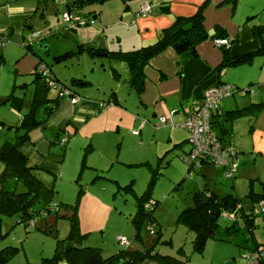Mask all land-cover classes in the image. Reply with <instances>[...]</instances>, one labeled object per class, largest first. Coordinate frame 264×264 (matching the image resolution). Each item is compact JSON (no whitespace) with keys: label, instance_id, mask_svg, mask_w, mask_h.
<instances>
[{"label":"rangeland","instance_id":"rangeland-1","mask_svg":"<svg viewBox=\"0 0 264 264\" xmlns=\"http://www.w3.org/2000/svg\"><path fill=\"white\" fill-rule=\"evenodd\" d=\"M33 1L36 15L29 19L32 30L24 29L23 46L31 45L33 52L58 79L57 82L68 88H73L70 84L71 78L87 81H98L103 78L101 74L103 60L91 58L86 53L78 57L71 55L65 61L58 60L63 54L77 52L80 44L75 38V33L67 28V24L61 18V14L65 11L63 3L67 0ZM107 3L92 5L84 8L83 11L85 13L98 11ZM262 18H264V11L259 12L254 20L261 23ZM23 46H16L8 41L5 48L0 47V147L5 142L15 141L18 134L16 128L21 126L23 115L30 111L35 94L36 84L33 75L18 73L17 61L21 60L26 53ZM263 61L264 57L257 56L250 65L224 70L225 74L222 75L224 81L230 84L234 82L238 88L237 93L221 101L223 107L221 116L213 125V130L221 138H223L221 129H227V133H223L225 143L232 139L230 134L232 128L224 113L233 108L259 103L253 101L256 97L255 93L250 95L246 90L252 88L256 94L259 90H264V70L261 65ZM104 70L107 80L103 81L110 83L108 80L110 69L107 63ZM259 78L260 81H256ZM122 85L124 87V81ZM87 89L89 93L101 95V99L105 98L102 97L103 90L96 83H92ZM74 90L80 93L81 89ZM12 92L18 99L8 101ZM109 92L110 90L108 94ZM120 95L123 96V101H120L121 106L113 105L112 107L126 112L127 109L123 108L133 107L131 101H134L136 97L131 94L129 98L126 88L120 92ZM46 97L48 101H56L59 97L58 90L49 87ZM62 99L64 98H59V102ZM260 102H264V99ZM38 113V120L45 121V125L42 124L31 130L29 141L22 148L29 154V165L36 167L33 170L34 176L53 191V203L65 206L61 207L58 215L51 212L47 216L38 217L34 222L35 227L29 229L30 231L18 224L17 215L2 217L0 250L8 246L19 248V253L11 258L8 264H38L42 258H50L53 255L56 240L68 235L70 222L67 218L73 211H77V214L80 212L82 218L89 221L88 226L84 228L90 234L88 236L92 244L89 245L90 247H99L98 244L103 241L104 250H108L110 247L106 246L115 241L117 236L133 241L135 228L131 219L136 211V197L148 190L151 181V171L146 164L150 163L156 167L158 158L165 154L167 155L165 161L168 160V163H164L160 169V175L152 185L149 202L145 205L157 203L152 215L159 224L158 229H161L162 234L159 238L152 234L148 231L146 222L141 231L143 242H137V247L132 242L129 245L131 248L129 246L127 248L143 249L155 245L154 248L161 254L184 258L178 253V248L182 246L186 254L192 257V262L207 264L206 259L211 255L215 245H218L219 260L235 257L236 264H247V251L254 245L255 240L264 243V218L256 217L258 226L254 235L251 236L243 228L244 222L241 216L236 214L233 215V219L221 217L219 221L218 234L223 238L227 236L225 229L236 221L230 242L221 241L217 244V242L209 241L203 256H192L193 233L184 226L177 225L176 220L182 210L192 206L193 193L202 190L207 184H209V190L220 197L238 192L244 210H249L251 200L249 201L245 194L249 186L245 183L246 191L241 195L238 182L240 177L239 179L236 177L234 187L233 180L226 178L223 169L214 165H203L201 168L189 171L187 154L190 145L184 143L181 147H176L168 142V135L165 132L168 126L156 130L153 127L156 122L152 125L146 124L144 127L148 132L143 130L138 136L132 134L138 129L142 119L137 115L135 116L137 125L131 124L130 120L134 122L132 117L128 118L121 113V116H114L105 127L101 123L93 122L98 117L85 121V118L80 119L77 115H73V118L68 120L70 118H67L58 108L49 120L46 106L40 107ZM65 119L71 123L66 122ZM250 119L253 120V117ZM83 120L85 123L83 122L78 133L71 135L74 123ZM240 125L237 126L238 131H240ZM62 127L65 130L64 135H62ZM65 135L67 141L61 145L60 139ZM235 136L238 137V135ZM236 164L239 166L238 160ZM3 168L4 163L0 160V175ZM129 183H132L133 190H124L123 186ZM257 185L255 183V190L258 192L260 189ZM8 187L16 193L26 191L21 183L9 182ZM49 229H52L51 233ZM93 230L95 231L91 233ZM186 235H189V238H186ZM83 245H86V241Z\"/></svg>","mask_w":264,"mask_h":264},{"label":"crops","instance_id":"crops-1","mask_svg":"<svg viewBox=\"0 0 264 264\" xmlns=\"http://www.w3.org/2000/svg\"><path fill=\"white\" fill-rule=\"evenodd\" d=\"M70 1L72 0H67L63 3V5H66V3ZM203 1L204 0H132L126 7L119 0H111L97 11V21L93 24L77 27L75 29L67 26L69 30L75 33L76 40L80 42L78 49L80 46L84 49H82L83 51L78 54L75 52V54L71 55H76V57H78L86 53L91 58L103 60L101 63V67L103 68L101 74L104 77L100 78L98 81L71 78V80L81 81L80 84H72V81L70 80V84L74 89H81L80 93L76 92L73 88L71 89L66 87L64 84L63 85L70 90L74 96L78 97L79 101L77 104L72 105L68 98H64L60 100L58 110L63 111V114L65 113V116L70 118L68 120H71L73 115H77L80 119L85 118V121L93 117H98L93 122L95 124L101 123L105 127L113 120L114 116H121V113L128 116V118L132 117L134 122L130 119L129 120L131 124L133 123V125H137V122H135L136 115L138 118H142L141 120L146 121V124L148 125L154 124L160 116H173L175 125H166L168 126L165 131L168 135V142L173 143L176 147H181L184 143H187L188 133L182 125L185 121L190 103L193 100L200 99L205 89L213 86L217 82L231 86L234 85L235 87L237 85L234 82L230 84L224 81V78H222V75L225 74L224 71H222L221 77H217L215 74L214 69L219 66L222 60V47H216L213 40H206L196 47V54L185 53L181 56L176 54L172 48H167L162 53L152 58L144 68L145 81L144 88L141 93H137L131 87L129 83L130 70L124 60L109 58L102 55V53H99V51H96V49L110 52H128L153 45L161 37L162 31L169 27L176 17H189L193 15L196 12L197 7L200 6ZM223 1L225 0H209V3L204 11V26L208 34L213 35L214 30L219 27L226 33L229 39H236L235 43L229 48L230 54L233 56L257 51L260 47V41L252 35L251 28L253 26H264V18L260 20L261 23H257L254 20L258 16L259 12L264 11V0H238L237 7L233 11L229 6L219 8L218 6ZM144 4L153 5L151 13H140V8ZM165 6H169L168 14L159 11V8ZM35 8V2L33 0H0V36L6 38L10 42H13L16 46H23V43L25 42L24 29L29 28L32 30V27L29 26V19L32 16L35 17ZM23 47L25 49L27 47L28 48L21 60L17 61L18 73H31V75H33L36 66L40 60L42 61V59L33 52L31 45H25ZM87 48H93L95 51L92 54L88 53L85 50ZM68 58H70V56L63 58V60H60L59 62L65 61ZM105 62L108 64L110 69L108 75L110 83L109 81L107 83H104L103 81L106 79L104 70L106 64ZM261 65L264 70V61ZM51 76L55 78L53 75ZM123 81L124 87L122 85ZM256 81H260V78L256 79ZM92 83H96L99 88L103 90L102 97L105 98L101 99V95L97 96V94H91L88 92L87 88L90 87ZM125 88L127 89V95H129V98L131 94H134L136 97L134 101H131L133 107L123 108L127 109L126 112L120 108L112 107L113 105H120V101H123V96L120 95V92ZM107 89L110 90L109 94V90ZM252 91V94H249L253 95L255 93L256 96L253 101L255 100L259 103H252L236 109L233 108V110H227L224 113L226 120L231 123L232 128V130L230 129L232 139L226 141V144L228 143L231 147L237 150L236 160H238L239 164L236 168L239 172L236 171L234 177L228 179L233 180V185L235 187L236 177L237 179L240 177L238 182L241 195L246 191V184H248L249 188L245 194L249 201L251 200V197L248 196L250 190L253 194H256L258 197L264 199V110H256L252 113L235 118H229L228 113L248 108L253 104H263L264 102L260 101L264 99V90H259L257 94L253 89ZM100 103H106L109 104V106L102 111H98ZM222 108L223 107L220 102L217 111L213 115V123H216L221 116ZM250 117H253V120L250 119ZM245 118L249 119L245 120ZM68 120H66V122H70ZM83 122L84 120L74 123V129L70 134L76 135L83 125ZM91 123L92 122H90V124ZM238 125L241 126L240 131L237 130ZM144 126V129L142 128L140 130V134L141 131L147 130ZM62 129L64 128L62 127ZM147 132L148 130L146 133ZM223 133H227V129H222L221 136L224 138ZM235 135H238V137ZM223 138L222 140L224 141ZM44 141L45 143L47 142L45 139ZM49 147L50 146L48 144V148ZM23 153L27 155L29 161V154L24 150ZM255 183L259 186L260 190H258V192L255 190ZM206 186L209 190V184ZM235 190L237 191V188ZM209 193L213 192L209 190ZM229 195L236 197L239 200L240 207L244 210L239 193L237 192V194L235 193ZM250 204L249 210H251L253 206L252 200ZM155 206V202H153L154 210ZM259 216L264 218V214L254 216L253 228L250 232H247L251 236L254 235V231L258 226L256 225V217ZM78 220L81 232L86 234L84 242L86 241V245L88 246L92 245L89 242L90 237H88L90 234L84 228L85 226H88L89 221L82 218L80 212L78 213ZM157 224H154L155 227L152 228V234L154 235V229L156 228L155 230H158L159 224ZM149 228L150 227L148 226V231ZM243 228L246 230L245 224H243ZM94 231L95 230L91 233ZM134 231V239L133 241H130L131 243L129 245L133 242V245L137 247V242L142 243L143 238L142 234L137 235L136 230ZM161 234L162 232L160 229L159 235ZM118 237L123 236H117V238ZM117 238L115 241H112L109 246H106L110 247L108 250H104L103 241L98 244V248L103 247L101 249L106 255L118 252L122 247L118 244ZM186 238H189V235H186ZM214 242H217L218 244V242L221 241ZM228 245L231 246V244ZM261 246H264V243H259L255 240L254 245L248 250ZM129 247L131 248V246ZM180 248H182V246L178 249ZM135 249L139 250L140 248ZM135 249L133 248L132 250ZM144 249H146V247L140 250ZM154 249L156 250V248ZM182 250L184 252V258L178 257L179 260L185 261L186 264L198 263L192 262V257L186 254L185 248H182ZM204 250L202 254L193 253L191 250L192 256L197 255L201 257L204 254ZM219 251L220 249L218 245H215L211 255L208 259H206L207 264H236L235 257L219 260V258H217V253ZM141 264L158 263L147 259Z\"/></svg>","mask_w":264,"mask_h":264},{"label":"trees","instance_id":"trees-1","mask_svg":"<svg viewBox=\"0 0 264 264\" xmlns=\"http://www.w3.org/2000/svg\"><path fill=\"white\" fill-rule=\"evenodd\" d=\"M108 1L111 0H72L66 3L65 10L70 13L81 14L86 18L87 26L97 21L98 13L97 11L85 13L83 11L84 8L92 5H102ZM119 1H121L124 6L127 7V4L132 0ZM208 3L209 0H204L203 3L197 7L196 12L189 17H176L172 24L162 31L161 37L153 45L128 52H110L104 50L101 51L98 49H96V51H99V53H102V55H105L109 58L124 60L130 70L129 83L131 87L137 93H141L143 91L145 81L144 68L152 58L156 57L167 48H172L176 54L180 56L184 55L185 53L196 54V47L206 40L214 41L215 39L220 38L229 39L226 33L219 27L214 30L213 35H209L206 31L204 26V11ZM237 4L238 0H225L218 7L221 8L224 6H229L233 11L236 9ZM159 11L168 14L169 6L161 7L159 8ZM251 30L252 35L260 41L259 49L254 52H247L241 55L233 56L230 54L229 48L235 43L236 39H230V46L228 48H221L222 60L219 66L214 69L217 77H221L222 71L226 70L227 68L250 65L254 61L255 57L264 56V26H253ZM82 49L83 47L80 46L76 53L78 54L82 52L84 50ZM92 49L87 48L85 50L92 54L95 51V49ZM71 54L75 53L69 52L63 54V56L58 58V60H63V58L69 57ZM41 62L42 61L40 60L39 63ZM49 72L51 74L50 69ZM33 77L36 88L31 109L28 113L23 115L21 126L16 128L18 134L16 135L15 141L12 143L5 142L0 147V160H2L4 163V168L0 175L1 236L3 231V216L17 215L19 219L18 224L23 225L27 231H30L29 229L35 227L34 222L38 217L44 215L47 216L51 212H54L56 215H58L61 207L65 206L63 204L57 205L53 203V191L46 187L44 183L41 182V180L34 176L33 170L36 167L29 165L28 157L23 153L22 150L23 145L29 141V132L34 128L41 126L42 124L45 125V121L38 120L39 108L46 106V113L49 120L54 114L55 110L59 107V97L56 101L47 100L46 92L49 89L47 84V76L40 75L37 73L35 68ZM55 80L58 81L57 79ZM71 81L72 84H80L81 82L80 80ZM220 84L223 83L217 82L214 85ZM11 99H18L13 95V92L9 96L8 101H11ZM8 101L6 103H8ZM104 109L101 108L99 104L98 111H102ZM256 110H264V103L259 105H251L248 108L229 112L228 117L235 118L252 113ZM213 125L214 123L212 122V128ZM61 131L62 135H64L65 130L61 129ZM62 138L60 139V143ZM64 144L61 143V145ZM166 157V154L162 157H159L156 167H153L150 163L146 164L151 171V181L148 190L143 195L136 197V211L131 219V223L135 227L137 235L141 234L144 223L147 222V226L150 228H154V224H157V221L152 215L154 207L149 208L145 205L149 202L152 185L155 180L158 179L160 175V169H162L164 163H168V160L165 161ZM191 169L192 168L188 167L189 171H191ZM9 182L21 183L26 191L16 193L14 190L8 187ZM123 188L124 190L132 191V183L123 186ZM248 196L251 197L253 206L251 210L244 211L240 207L239 200L236 197L233 195L220 197L214 193H209L208 187L206 185L201 191L193 193L192 206L182 210L178 214L176 220L177 225L184 226V228H186L189 232L193 233V253L202 254L207 242L210 240L227 242L231 241L230 236L231 232L234 231L236 221H234L231 226L225 229L227 232L226 238H223L218 234L220 227L219 221L223 212L232 213L234 215L239 214L243 219L247 232L252 230L255 216V214L252 212L253 207L259 201L264 202V199L258 197L256 194H253L251 190L249 191ZM155 205H157L156 202ZM67 219L70 222L68 235L62 239H57L53 255L50 258H42L41 262L38 264H141L147 259L153 260L158 264H186L185 261H181L174 256L162 255L158 253L154 249L155 245L144 250H132L127 247H123L118 243L122 248H120V250L114 254L106 255L103 253L101 248L83 245L86 234L80 230L77 211H73L71 216ZM30 223L33 224L30 225ZM155 229V235H157L159 238L160 229ZM51 232L52 229H49V233ZM17 253H19V248L17 247L8 246L1 249L0 264H8L11 258H13ZM178 253L184 256L182 248L178 250Z\"/></svg>","mask_w":264,"mask_h":264},{"label":"built area","instance_id":"built-area-1","mask_svg":"<svg viewBox=\"0 0 264 264\" xmlns=\"http://www.w3.org/2000/svg\"><path fill=\"white\" fill-rule=\"evenodd\" d=\"M153 6L144 4L140 8L141 14L151 13ZM62 21L70 28L86 26V18L81 14L70 13L66 10L61 14ZM94 23V22H93ZM92 23V24H93ZM8 41L0 36V46L5 47ZM216 47L228 48L230 46V39L220 38L213 41ZM37 73L42 76H47L48 87L56 88L58 90L59 98H68L72 105L78 103L79 98L68 90L64 85L57 82L50 74L48 67L44 63H39L36 67ZM238 92L235 86L220 84L213 85L205 89L202 97L193 100L188 108L185 121L182 127L188 132V143L190 150L187 154L188 166L192 169L201 168L202 165H214L221 167L224 170L227 178H233L236 173V159L237 150L227 145L222 138L212 128V118L217 111L220 102L227 97L233 96ZM246 92L252 94V89L249 88ZM109 104L100 103L101 108L108 107ZM146 121L141 120L137 130L132 132L133 135H139L140 130L146 124ZM166 125H175L173 116H160L153 127L157 130ZM67 141V136H63L61 143ZM147 207L153 208V204ZM252 212L255 215L264 214V202L259 201ZM222 218L230 217L233 219V214L223 212ZM33 223H30L32 225ZM153 232L152 228H149ZM118 243L123 247H128L130 241L124 237L117 238ZM247 264H263L264 263V246L256 247L247 251Z\"/></svg>","mask_w":264,"mask_h":264},{"label":"clouds","instance_id":"clouds-1","mask_svg":"<svg viewBox=\"0 0 264 264\" xmlns=\"http://www.w3.org/2000/svg\"><path fill=\"white\" fill-rule=\"evenodd\" d=\"M41 63H43V62H41ZM46 65V64H45ZM47 66V65H46ZM37 67V66H36ZM49 69V68H48ZM234 215V214H233Z\"/></svg>","mask_w":264,"mask_h":264}]
</instances>
